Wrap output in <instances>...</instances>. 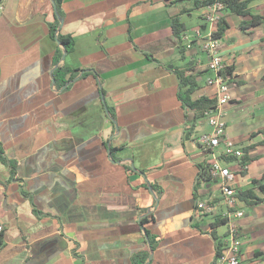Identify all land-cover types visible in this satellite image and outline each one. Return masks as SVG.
<instances>
[{
  "label": "crops",
  "instance_id": "crops-1",
  "mask_svg": "<svg viewBox=\"0 0 264 264\" xmlns=\"http://www.w3.org/2000/svg\"><path fill=\"white\" fill-rule=\"evenodd\" d=\"M180 7L62 0L58 30L74 39V49L60 62L97 75L79 73L58 87L52 72L63 49L49 34L52 0H0V148L15 166L12 175L0 159V264H134L146 251L149 264L212 263L215 237L225 234L214 222L227 207L219 180L198 175L213 154L234 174L235 191L264 174V23L244 33L240 18L225 13L229 28L219 48L232 72L225 130L249 159L227 163L223 142L213 154L198 143L211 128L205 118L193 125L195 111L177 98L175 69L185 61L171 17ZM250 7L264 16V0ZM180 21L184 56L203 64L194 96L214 98L202 38L217 25L202 10ZM201 201L213 211L198 210ZM239 206V264H264V202Z\"/></svg>",
  "mask_w": 264,
  "mask_h": 264
},
{
  "label": "trees",
  "instance_id": "trees-1",
  "mask_svg": "<svg viewBox=\"0 0 264 264\" xmlns=\"http://www.w3.org/2000/svg\"><path fill=\"white\" fill-rule=\"evenodd\" d=\"M172 3H180V11L177 15L171 17V29L178 41V49L180 52V58L181 60L185 61L182 68H176L175 73L177 74L179 78V90L177 92V98L182 103L183 107L186 109L194 110L195 116L193 118V125L198 119L205 118V111L212 109L215 107L216 99L211 98L206 95H202L199 97H195L194 93L199 89V81L198 76L201 75L202 69L198 67L195 62L192 59H186L184 56L185 52V46L183 44V34L186 31L187 27L186 25L180 21V17L183 14H187L190 11L194 10H203L205 7L212 5L214 3H221L222 8L220 9L219 19L216 23L217 27L214 32H212L211 37L217 40H220L225 33V31L229 28V24L226 20L225 13H228L232 16L240 18L239 22V28L242 32L248 33L252 28L257 27L264 23V16L254 13L250 7L251 0H168ZM61 4L62 0H52V5L54 9V17L53 20L48 23L49 26V34L51 38H53L61 47L63 46V50H60L56 53L54 57V69H53V75L52 78L55 82V84L58 87L66 86L68 83L72 82L74 79L77 78L79 73L82 75H87L89 73L96 76L97 74L93 69H70L68 67H65L61 61L62 55L65 51V53H69L74 49V39L70 35H64L62 34L58 29L61 26L60 19H63V14L61 10ZM56 11V12H55ZM149 58L151 55H147ZM225 74L229 77V81L232 77V72L230 67L225 68ZM100 92L104 93V89L101 88L100 85ZM109 116L111 121L115 124L114 114L108 109ZM264 131V129H263ZM262 131V132H263ZM244 153L237 159L235 156H226L222 155L220 156L221 159H223L225 162H231L234 159H237L240 164H246L249 159L246 155V147L243 149ZM0 159L4 163H9L12 175L14 173L15 166L9 162L7 157L5 156L3 150L0 148ZM209 165L210 163H206L201 166V170L199 171V179L201 180H210L211 176L209 173ZM15 178V177H13ZM256 192H260L263 194L262 197L258 196ZM23 195L28 196L27 191L23 190ZM236 196L239 199V201H242L246 204H258L264 202V174L262 175V178L259 180H255L253 182V187L247 188L244 190H237ZM225 219L217 220L214 222V225H218L224 222ZM145 220H141V223L143 224ZM224 237V236H223ZM222 237V238H223ZM146 238L150 242L151 248L154 247L155 239L152 237L149 239L147 237V231H146ZM222 238L215 237L216 239V251L215 256L219 255L221 252V249L224 246V242ZM1 245V241H0ZM149 257V254H147V251L136 255L134 264H149L147 262ZM215 259V258H214ZM214 259L212 263L214 262ZM211 263V264H212Z\"/></svg>",
  "mask_w": 264,
  "mask_h": 264
},
{
  "label": "built area",
  "instance_id": "built-area-1",
  "mask_svg": "<svg viewBox=\"0 0 264 264\" xmlns=\"http://www.w3.org/2000/svg\"><path fill=\"white\" fill-rule=\"evenodd\" d=\"M222 8L221 3H214L202 10V15L208 23L216 24L219 19V12ZM195 36L201 38L200 30H196ZM203 39L202 49L205 54V67L210 74L205 79V84L214 88V98L216 99L215 107L205 111V119L211 130L198 136V143L207 151L216 149L221 142L224 144V154L226 156L239 157L242 150L237 148L234 142L228 138L226 134L225 109L224 105L229 101V77L225 74L227 67L221 50L219 48V40L208 35ZM197 65H203L198 61ZM209 173L212 178H216L220 182V190L223 195V202L227 207L225 213L224 246L219 255L215 256L212 264H239L241 255V234L239 220L243 217L244 211L241 209L236 191L231 185L234 174L229 168L223 166L221 160L213 154L209 165ZM196 208L200 211L211 213L214 206L211 202L201 201L197 203ZM3 225L0 224V239L2 238ZM216 255V254H215Z\"/></svg>",
  "mask_w": 264,
  "mask_h": 264
},
{
  "label": "rangeland",
  "instance_id": "rangeland-1",
  "mask_svg": "<svg viewBox=\"0 0 264 264\" xmlns=\"http://www.w3.org/2000/svg\"><path fill=\"white\" fill-rule=\"evenodd\" d=\"M195 19V18H194ZM194 25H196V20H193L192 22H188L187 23V27H188V29H190V27L191 26H194ZM191 30V29H190Z\"/></svg>",
  "mask_w": 264,
  "mask_h": 264
},
{
  "label": "water",
  "instance_id": "water-1",
  "mask_svg": "<svg viewBox=\"0 0 264 264\" xmlns=\"http://www.w3.org/2000/svg\"><path fill=\"white\" fill-rule=\"evenodd\" d=\"M56 12V11H55ZM220 14V13H219ZM62 22H63V19H60V23L62 24ZM62 48H63V46H62ZM64 49V48H63ZM64 56H65V51H64V53H63V55H62V59L64 58ZM53 82H54V80H53ZM105 107V109H106V106H104Z\"/></svg>",
  "mask_w": 264,
  "mask_h": 264
}]
</instances>
